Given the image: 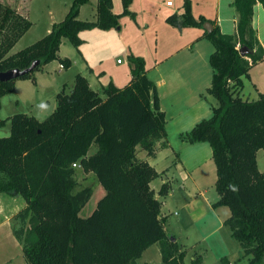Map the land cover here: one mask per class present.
I'll return each mask as SVG.
<instances>
[{"label":"trees","instance_id":"trees-1","mask_svg":"<svg viewBox=\"0 0 264 264\" xmlns=\"http://www.w3.org/2000/svg\"><path fill=\"white\" fill-rule=\"evenodd\" d=\"M121 1L122 12L117 14L112 0H97L96 19L83 20L80 7L89 0H72L64 18L54 22L46 35L12 54L10 49L32 22L0 1V72L26 68L39 59L32 72L17 78L35 82V72L53 60L68 68L71 60L58 55L62 38L78 47L80 31L115 28L123 15L135 18L129 9L132 0ZM257 2L264 5V0H233L234 33H222L218 26L204 32L214 45L207 92L218 104L208 118L179 135L184 142L210 145L219 196L213 205L229 208L224 223L248 264H264V171L257 163V152L264 151V92L255 100L240 94L242 78L264 58L252 25ZM183 10L169 15L166 22L182 29L201 27L206 21L192 15L189 0ZM242 47L248 50L245 56L239 52ZM128 59L131 79L122 87L109 81L99 92L77 73L69 91L57 92L56 106L45 119L24 112L8 118L10 133L0 137V194L25 201L12 216L11 231L27 264H136L154 243L163 264H183L186 250L166 232L161 200L150 186L160 173L138 156L139 150L155 156L157 143H164L166 115L144 58L130 54ZM17 79L0 80V109L1 97L13 91ZM5 122L0 118V127ZM92 145L96 150L89 154ZM73 163L80 164L84 173H93L105 190L85 217L80 211L93 189H77ZM170 188L163 183L158 195L164 197ZM201 258L192 264H200ZM221 264L234 262L222 257Z\"/></svg>","mask_w":264,"mask_h":264},{"label":"crops","instance_id":"crops-1","mask_svg":"<svg viewBox=\"0 0 264 264\" xmlns=\"http://www.w3.org/2000/svg\"><path fill=\"white\" fill-rule=\"evenodd\" d=\"M120 1L112 0L114 13L122 12L120 11L122 1L121 3ZM184 1L173 0L172 5H167L166 0H145V3L158 4L163 11L162 18L166 21L169 15L173 13L182 14L184 12ZM189 2L192 15L197 20L200 17H204L213 27L218 26L222 33H234L237 13L232 6L233 0H189ZM133 3L134 0L129 5L130 10ZM69 4H71L70 1L65 5V9L58 18L49 11L45 25L37 30L33 38L28 39L26 42H23L25 37L34 31L31 32L34 22L30 18V13L25 10L23 2L18 1V3L14 4L13 7L17 8L28 19H31L32 25L10 49L9 53H15L21 47L28 46L46 35L54 22L64 18ZM89 8L90 11H88ZM88 12L92 16L91 19L88 17ZM135 13L137 14V11ZM96 16L97 0H89L88 3L80 7V19L95 20ZM158 18L159 15L156 14L154 15L153 23L150 24L148 21H144L143 25L145 27L154 25L156 27V36L157 30L160 29ZM252 25L264 49V5L261 2H257L253 6ZM165 27L168 29V26ZM174 28L176 30H173L174 36L171 45L159 51L160 53L156 49L157 45L153 48L151 47L155 50V55L146 52L150 49V45L147 44L144 49H141L143 53H137L135 49L131 50L132 47L127 43V38L119 34L120 30L114 33V28L107 30L93 28L80 31L79 36L82 42L78 47L73 46L67 38H62L58 55L61 58H69L71 65L68 68L60 67L61 63L56 59L44 65L40 71L35 72V82L31 79H17L13 91L1 97L0 111L4 109L5 103L9 109V113L2 118H8L19 110H23L22 112L43 120L54 110L57 92L62 88L69 91L73 86L74 77L77 73L83 74L90 86L99 92L102 91L109 81H112L118 87L127 84L131 79V65L110 69L104 63L100 54L99 48L115 39L126 50L129 49V54L133 52V55L140 54L136 56L142 55L144 58L147 76L157 86L160 108L166 115V127L170 121L175 120L178 121L182 129L186 126L190 130L201 119L208 118L212 114V107L218 104V101L207 92L213 74L209 57L214 51V45L207 37H204L206 30L203 26H190L182 29ZM100 30L106 35L100 36L98 34ZM141 47L137 46L136 49L139 50ZM118 59L120 58H117V65H123V60L120 59L118 61ZM168 59H173V61L168 64ZM242 81L240 94L244 99L255 100L258 98L259 93L264 92V58L249 69L248 77H243ZM8 95H10L14 105L10 104V99L7 98ZM5 98L6 102H4ZM3 126H7L10 131V120L6 119ZM164 139H167L168 142L157 149L155 156L148 157L144 151L138 153V156L139 158L147 159L160 173L158 177L150 182L155 194H158L163 183L167 182L171 185L169 192L161 200V213L164 217L165 230L168 216L171 214L167 213L169 209L166 210V206L169 207V197L178 199L180 202L179 209L182 207L185 209L186 212L182 217L184 222L190 220L193 223L191 225L203 227L204 224L211 220V216H214L215 211L220 207L213 206V203L218 199L212 202L203 185L205 178V173H203L204 165L208 169H212L211 182L213 181L214 187L217 178L211 147H208L204 142H184L180 140L178 135L176 140H169L167 129ZM175 141H178L177 145L174 144ZM187 147L196 161L192 162L188 156L186 157L183 154L182 151L186 150ZM201 154L204 155L201 156ZM210 164L212 165L211 167ZM259 169L261 170V168ZM158 180L159 183L155 186L154 183ZM178 187L180 190H178ZM216 195L219 198L218 194ZM224 218L218 215L220 224ZM214 230L210 231L208 235ZM174 237L177 241V236ZM181 249L184 248L181 246ZM136 264H163L158 245L154 243L147 247L136 260Z\"/></svg>","mask_w":264,"mask_h":264},{"label":"rangeland","instance_id":"rangeland-1","mask_svg":"<svg viewBox=\"0 0 264 264\" xmlns=\"http://www.w3.org/2000/svg\"><path fill=\"white\" fill-rule=\"evenodd\" d=\"M1 2L8 3L12 7L14 4L19 2H23L25 10L30 13L31 19L34 22V27L31 30V34L25 37L23 42H26L28 39H31L36 34L37 30L41 29L45 23L46 18L50 13L58 18L62 11L65 9V5L67 3L72 2V0H0ZM121 3V1H120ZM70 6V4H69ZM69 6H67L66 11H68ZM120 11L122 8L120 7ZM90 11V8L88 9ZM131 11L135 13V18H132L130 15H123L119 19L118 28L115 27L113 32H119V34L127 38V43L132 47L131 50L135 49L137 53H143L144 46L150 45L149 53L155 55V50L152 49L155 45H157V51H161L165 49L166 46L171 45L174 31L176 30L172 25L167 23L162 18V8L160 9L158 4L150 3L146 4L145 0H134L133 5L131 6ZM158 14L159 18L157 21L159 22V30H157V36L155 32V26H143L144 21H148L150 24L154 21V15ZM88 17L91 19L92 16ZM88 18V19H89ZM29 19V20H31ZM168 24V25H167ZM168 26V29L165 27ZM100 36L106 35L103 31H98ZM111 39V38H110ZM30 45V44H29ZM97 46V45H96ZM137 46H142L139 50L136 49ZM26 47V46H24ZM21 47L20 49L24 48ZM152 47V48H151ZM19 49V50H20ZM98 49V46H97ZM102 59L110 69H114L122 66H129L130 61L128 59L129 49L126 50L124 46H121L119 41L115 40L110 42L109 44H105L99 48ZM160 53V52H159ZM133 54V52H132ZM140 55V54H135ZM142 56V55H141ZM117 58L123 60V65H117ZM94 61V60H93ZM173 59H168V64L171 63ZM95 62V61H94ZM95 65V64H94ZM151 73V72H150ZM125 85V84H124ZM121 87V86H120ZM10 99V104L14 105L10 95L8 97ZM6 102V98L4 99ZM169 105V100H168ZM23 110H19L18 112H22ZM9 113V109L5 103V107L0 111V118L4 117ZM17 113V112H16ZM10 117V116H9ZM8 117V118H9ZM2 118V119H8ZM46 118V117H45ZM44 118V119H45ZM7 126L0 127V137L9 135L10 131L7 129ZM182 129L178 124V121L172 120L169 122L166 127L168 132L169 140L177 138V135L182 132L189 131V128L186 126ZM175 138H174V137ZM168 142L165 139L164 143H157V147H161L166 145ZM178 141H175L174 144L177 145ZM210 146L207 142H204ZM96 150V146L92 145L89 150V154L93 153ZM183 150V154L192 162L196 161L193 155L191 156V152ZM142 151L139 150L138 153ZM259 152V154H258ZM257 152V161L258 168H261L260 171H264V151L260 149ZM204 154H201L203 156ZM212 165L210 164V167ZM212 169H208L204 165V188L207 190V195L209 199L214 202L218 199L217 193L214 187L213 181L211 182V174ZM212 175V176H211ZM75 177L78 181L77 189L83 188L84 186H91L93 189L92 195L85 206L80 211L81 216H88L93 209L96 207L97 201L102 197L105 190L101 186V184L97 181L95 175L93 173H84L81 168H77ZM159 180L154 183L157 186ZM178 190L179 187H178ZM157 191V190H156ZM156 197L162 200V197L156 194ZM200 197V196H199ZM24 199L21 196L13 197L6 193L0 195V264H27L20 244L16 241L15 237L11 231V222L12 216L22 207L24 206ZM215 203V202H214ZM213 203V204H214ZM180 202L178 199L169 197V207L166 206L167 213H171L168 216V221L166 225V232L168 234H172L177 236V241L179 246L183 247V250H186L184 256V264H192V260L197 256H201L200 264H221V258L226 257L229 260H232L234 264H248V257L243 255V250L239 244V242L232 236L231 229L228 225L224 223L225 219L229 216V208L227 206H218L219 208L215 211V215L211 216V220L203 225V227H199L198 225L193 224L190 220L183 221L182 217L185 214V209L182 207L179 209ZM214 206V205H213ZM219 216L225 217L221 224L218 219ZM216 229V230H214ZM214 230L211 234L208 235L210 231ZM176 234V235H175ZM207 235V236H206Z\"/></svg>","mask_w":264,"mask_h":264},{"label":"water","instance_id":"water-1","mask_svg":"<svg viewBox=\"0 0 264 264\" xmlns=\"http://www.w3.org/2000/svg\"><path fill=\"white\" fill-rule=\"evenodd\" d=\"M202 26L206 30V32H210L213 29V25L210 22H208V21H205ZM239 52H240V54L242 56H245L247 54L248 50H247L246 47H242L239 50ZM39 64H40V60L39 59H35L26 68H23V69L12 68V69L0 72V80L8 81V80H11V79L20 78V77L24 76L25 74H27L29 72H32ZM171 238L173 240L175 239L173 236Z\"/></svg>","mask_w":264,"mask_h":264},{"label":"built area","instance_id":"built-area-1","mask_svg":"<svg viewBox=\"0 0 264 264\" xmlns=\"http://www.w3.org/2000/svg\"><path fill=\"white\" fill-rule=\"evenodd\" d=\"M166 3H167V5H172V4H173V0H166ZM118 61H120V59H118ZM60 67H63V65L60 64ZM72 165H73L74 167H77V168L80 167V164H78V163H73Z\"/></svg>","mask_w":264,"mask_h":264}]
</instances>
